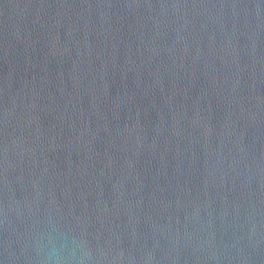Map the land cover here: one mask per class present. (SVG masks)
<instances>
[{"label":"water","instance_id":"1","mask_svg":"<svg viewBox=\"0 0 264 264\" xmlns=\"http://www.w3.org/2000/svg\"><path fill=\"white\" fill-rule=\"evenodd\" d=\"M264 264V0H0V264Z\"/></svg>","mask_w":264,"mask_h":264},{"label":"clouds","instance_id":"2","mask_svg":"<svg viewBox=\"0 0 264 264\" xmlns=\"http://www.w3.org/2000/svg\"><path fill=\"white\" fill-rule=\"evenodd\" d=\"M53 264H56V261H54Z\"/></svg>","mask_w":264,"mask_h":264}]
</instances>
